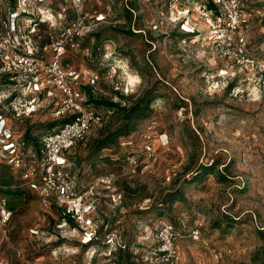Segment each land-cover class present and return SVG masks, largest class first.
<instances>
[{
	"label": "rangeland",
	"instance_id": "374dc122",
	"mask_svg": "<svg viewBox=\"0 0 264 264\" xmlns=\"http://www.w3.org/2000/svg\"><path fill=\"white\" fill-rule=\"evenodd\" d=\"M161 2L83 0L79 6L92 28L75 47L66 44L61 59L66 67L99 75L83 86L82 97L105 121L68 154L78 192L89 198L69 222L58 205L42 208L26 184L20 196L0 191L13 212L7 235L0 226V264H165L158 253L162 222L181 231L177 264H264V100L241 74L221 71L225 63L205 21L193 15L161 26ZM246 5L264 11V0ZM42 6L65 7L69 24L78 16L66 0ZM51 23L41 30L59 36L64 28ZM245 37L249 53L264 58V18L253 19ZM90 95L124 106L153 100L130 131L98 149L100 139L127 121L89 103ZM20 96L22 117L8 118L7 127L17 135L31 125L39 136L49 131L42 125L54 119L59 91L49 86ZM31 97L37 99L34 112L24 105ZM106 175L112 183H102ZM193 228L199 240L190 236Z\"/></svg>",
	"mask_w": 264,
	"mask_h": 264
},
{
	"label": "built area",
	"instance_id": "2783aa9c",
	"mask_svg": "<svg viewBox=\"0 0 264 264\" xmlns=\"http://www.w3.org/2000/svg\"><path fill=\"white\" fill-rule=\"evenodd\" d=\"M45 1L0 0V105L11 98L3 107L21 118L23 109L19 110L16 106L20 95L50 86L60 93L52 108V116L67 120L57 128L43 132L35 150L27 147L20 135L7 127L8 118L0 115V160L21 170L24 184L38 193L42 208L49 209L56 204L75 219L81 215L84 198L89 196L84 197L78 192L75 164L68 154L74 146L87 140L95 127L102 126L105 117L87 107L82 97L83 86L98 82L99 75L88 69L66 67L61 59L66 44L75 47L77 39L92 28L79 12L83 0H66L76 8L78 16L64 27L59 36L50 34L49 44L40 48V23L53 20L55 23H51L52 26L57 27L66 10L64 7L56 14L50 7L42 6ZM160 1L165 6L159 15L161 26L168 19H187L193 15L205 21L211 31L210 40L217 57L225 63L221 71L241 74L242 80L264 100V58L249 53L245 37L252 20L263 19L264 11L249 8L247 0ZM48 48L54 51L52 55L47 52ZM2 86L6 89H1ZM234 89L240 90L239 87ZM36 102V97H31L24 105L34 112L37 110ZM145 136L147 141L152 138L149 133ZM112 180L111 175H106L102 183L109 184ZM94 190L96 187L91 186L87 194H93ZM85 207L87 211L91 209L90 204ZM12 213L6 195L0 194V226L4 228L5 235L8 234L6 227ZM189 234L194 240H199L201 236L198 228L191 229ZM181 235L174 223H161L158 253L165 264L179 263L181 256L177 240ZM1 264L10 263L4 261Z\"/></svg>",
	"mask_w": 264,
	"mask_h": 264
},
{
	"label": "trees",
	"instance_id": "16d2710c",
	"mask_svg": "<svg viewBox=\"0 0 264 264\" xmlns=\"http://www.w3.org/2000/svg\"><path fill=\"white\" fill-rule=\"evenodd\" d=\"M132 9L133 8L130 9L128 7V11L130 12V14H131V12H133ZM52 11L55 12L56 14L59 13V11H55L53 9H52ZM66 12H67V9L64 11V17L60 20L59 26H57L55 28L61 29V28H64L67 24H69L68 16H66L67 15ZM44 23H47V22L40 23V29H41L42 24H44ZM51 30H54V29H51ZM41 33H42V39L38 42V45L40 48H43L44 46H47L49 44L50 34L52 32H50V33H49V31L43 32V30H41ZM231 86H230V88H231ZM122 98L124 99V97H122ZM10 99L5 100L4 103L0 105V115H3L7 118H13V119L15 118V119L19 120L18 117H16V115L14 114L15 113L14 111H11L10 109H5L3 107L4 104H6L10 101ZM152 100H153V98L147 100L146 105L143 106L142 102L144 100H143V98H141L140 101L136 102L135 105H133V106H130V105L124 106V105H122L121 102H116L113 99L112 100L97 99V98H94L92 95H90L89 103H91V104L94 103L97 106H103L106 108V110L108 112H111V114L112 113L113 114L115 113L117 115L122 114L124 116L123 119H125L127 121L125 123V125H126L125 128L117 129L116 131H111L110 133H107V135L105 137L100 139L97 142L98 149H102V148H105V147L112 145L114 142H116L118 140V137L121 134H123V132H125L124 130L130 131L131 130L130 126H132L131 122H132L133 118L139 116V114H143L144 116H146V113H147L146 111L150 110V104H151ZM85 104L87 105L86 102H85ZM66 120L67 119H63L60 117L58 119H53L49 122H45V125H42V126H47L50 130H53V129L57 128L58 126H60ZM34 131H35L34 125H31L28 128L26 127L25 130L23 131V133H20V137H21V141L25 142L27 147H31L32 149L37 150V148L39 147V135H37V133L35 134ZM13 132L17 135V132H15L14 130H13ZM74 147H77V146H74ZM71 158L72 157H70V159ZM0 161H1L0 191L4 192L5 194H8V195L9 194L15 195V196L23 195L24 189L21 188V185L24 184L25 179H23L22 173L20 172L21 170L15 169L13 167V165H11L7 161H3V160H0ZM71 161H72V159H71ZM208 168H209V171H207V173H211V171L213 170L212 167L208 166ZM76 176H77V174H76ZM223 178H226V177H223ZM194 180H196V179H193V181ZM63 213H64V211H63ZM64 218L67 219L69 222L74 221L73 218L66 213H64ZM92 241H93V239L90 240L89 242L85 243V244H89ZM117 250L118 249H116V251Z\"/></svg>",
	"mask_w": 264,
	"mask_h": 264
}]
</instances>
